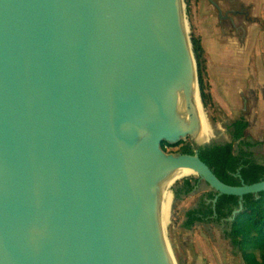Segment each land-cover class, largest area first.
<instances>
[{"label": "water", "instance_id": "95a60500", "mask_svg": "<svg viewBox=\"0 0 264 264\" xmlns=\"http://www.w3.org/2000/svg\"><path fill=\"white\" fill-rule=\"evenodd\" d=\"M195 82L186 0H0V264H177L158 208L183 168L240 197L230 220L260 197L164 150L211 144Z\"/></svg>", "mask_w": 264, "mask_h": 264}, {"label": "rangeland", "instance_id": "374dc122", "mask_svg": "<svg viewBox=\"0 0 264 264\" xmlns=\"http://www.w3.org/2000/svg\"><path fill=\"white\" fill-rule=\"evenodd\" d=\"M249 2H254L258 11L254 13L253 24L247 25L249 33L246 41L240 45L236 36L231 38L223 32L222 27L227 31L231 27L227 22H221L217 9L209 0H186L190 35L201 38L206 50V67L202 73L206 90L213 97L214 104L205 106L203 100L202 104L217 139L211 141V144L232 141L230 126L239 117L249 119L254 124L253 128L259 119L257 106L256 110L251 108V98L255 92H259L255 90L260 86L258 80L262 82L261 85L264 84V0ZM253 128L247 130L248 134L259 140ZM188 140L191 144H197L191 137ZM169 150L173 152H166L183 153L182 146ZM256 151L264 155V141ZM183 179L172 185L173 193ZM209 189L208 184L201 180L196 192L182 196L175 193L166 229L177 264H246L226 237L224 222L206 221L190 229L185 226L186 212L195 207L202 194Z\"/></svg>", "mask_w": 264, "mask_h": 264}, {"label": "trees", "instance_id": "16d2710c", "mask_svg": "<svg viewBox=\"0 0 264 264\" xmlns=\"http://www.w3.org/2000/svg\"><path fill=\"white\" fill-rule=\"evenodd\" d=\"M199 64L200 90L205 106L214 104L213 97L206 90L202 69L206 67V50L201 38L192 37ZM250 121L245 116L239 117L230 126L232 141L213 143L198 147L201 159L218 175L220 179L231 185L253 184L264 180V155L257 153L261 144L248 135ZM182 146L183 152L195 154L191 141L183 140L176 144L163 143L167 152L169 148ZM241 173L238 176L237 173ZM183 185L176 189L177 196L188 195L201 183L198 176L185 177ZM178 183V182H177ZM181 182H179L180 184ZM217 192L209 189L202 194L198 204L186 212V228H192L197 223L206 221L224 222L225 235L240 253L246 264H264V192L257 197L255 194L245 195L243 209L229 218L236 208H239V196L223 194L219 197L216 208L214 199ZM216 214V216H215Z\"/></svg>", "mask_w": 264, "mask_h": 264}, {"label": "flooded vegetation", "instance_id": "af4514ba", "mask_svg": "<svg viewBox=\"0 0 264 264\" xmlns=\"http://www.w3.org/2000/svg\"><path fill=\"white\" fill-rule=\"evenodd\" d=\"M217 9L221 22L230 25V31L222 27L223 32L231 38H237L240 45L244 44L249 33L248 24H253L254 13L257 12L256 4L249 0H209ZM198 150L197 144H192ZM201 183L199 184V186Z\"/></svg>", "mask_w": 264, "mask_h": 264}, {"label": "bare ground", "instance_id": "6f19581e", "mask_svg": "<svg viewBox=\"0 0 264 264\" xmlns=\"http://www.w3.org/2000/svg\"><path fill=\"white\" fill-rule=\"evenodd\" d=\"M194 102L197 109L201 111V120L203 123V132L197 135L196 140L198 143H207L213 141L215 134L211 129L209 121L203 111V105L201 101L200 92L198 90L197 82L194 83L193 87ZM193 172L188 168H183L174 173L165 183L164 189L162 190L159 202L158 213L162 221L163 228L166 230L170 221L171 210L174 204V193L171 191V187L178 180L191 175Z\"/></svg>", "mask_w": 264, "mask_h": 264}, {"label": "crops", "instance_id": "0c3cea01", "mask_svg": "<svg viewBox=\"0 0 264 264\" xmlns=\"http://www.w3.org/2000/svg\"><path fill=\"white\" fill-rule=\"evenodd\" d=\"M261 83L262 82L259 79L258 84H260V86H258V89L255 88V90H259V92L258 91L255 92L254 97L251 98V100H252L251 101V108L254 107V109L256 110V106H257V114H260L259 119L255 123L256 126L254 128H253L254 124L252 122H250V126L248 129V130H250L253 128V130H255V132H257V134L259 135V140L252 138L249 134L248 135L250 136V138L252 140H255V141L260 142V143L264 141V138H263L264 137V134H263L264 133V84L261 85ZM247 102H248V96H247ZM260 110H262V112H260ZM247 132L249 133V131H247ZM182 185H183V182H181L179 184V187H181Z\"/></svg>", "mask_w": 264, "mask_h": 264}]
</instances>
